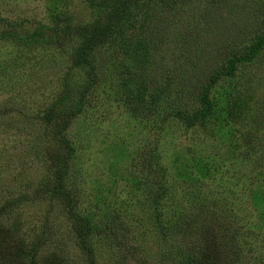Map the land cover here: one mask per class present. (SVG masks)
<instances>
[{
    "label": "rangeland",
    "instance_id": "374dc122",
    "mask_svg": "<svg viewBox=\"0 0 264 264\" xmlns=\"http://www.w3.org/2000/svg\"><path fill=\"white\" fill-rule=\"evenodd\" d=\"M119 1L0 0V227L37 264H84V221L93 264H183L208 224L220 262L264 264V0H129L88 85L62 31Z\"/></svg>",
    "mask_w": 264,
    "mask_h": 264
},
{
    "label": "trees",
    "instance_id": "16d2710c",
    "mask_svg": "<svg viewBox=\"0 0 264 264\" xmlns=\"http://www.w3.org/2000/svg\"><path fill=\"white\" fill-rule=\"evenodd\" d=\"M129 0H120L118 3H116V9L113 10L112 15H108L106 18V25L101 29V31H98L97 33H91V34H84L82 30H73L70 28H65L62 33L66 34L65 32H75L82 41L81 46L79 47L78 56L76 57V62L85 64L88 67L87 71V79H88V85L91 84L94 81V76L91 71V67L89 66L88 62L85 60L86 53L90 50H92L93 46L95 44L103 42L104 39H106L111 33H112V26L118 22V13H122L124 10H126V6L128 5ZM43 30L47 29L45 26H41ZM43 34V32H42ZM55 34V33H54ZM255 41L253 43V50L255 49ZM251 50V51H253ZM215 52H212L213 54L224 56L223 50H214ZM212 60H209L208 63H210ZM237 61L234 58H229L227 60V67L232 66V62ZM210 64H213L212 62ZM198 70H201L199 74V78L203 77L207 71H204L203 67L198 66ZM195 69V70H196ZM206 72V73H204ZM88 85L83 88L81 92L78 94L79 100L82 99L84 93L87 91ZM73 112H70L67 114L66 118L69 116H72ZM57 187L54 189L55 195H58L59 197H66L59 192L58 190V182ZM203 218V217H202ZM190 221V219H189ZM188 221V222H189ZM208 223V219H203V224ZM85 228H83L82 231L79 230L76 235V244L78 247V250L80 251L82 258L84 260V264H93V256L87 246L86 238L89 234V226L86 221L83 222ZM188 225H183V228H181V236L180 240L182 241V245L184 247V250H186V253L188 254V257L186 258V261L183 264H224V262H220L219 254L216 248V243L214 241V237L211 234V230H206L205 228L208 227V224L203 226L204 228H196L195 234L187 235L186 230ZM210 226V225H209ZM218 227L220 225L218 224ZM212 228V227H210ZM18 227L16 224L11 223L7 226L0 227V264H37L31 259L26 260L24 258V251L22 250V247L20 244H18V241L16 240V233H17ZM198 231V232H197ZM52 264H58L56 262H53Z\"/></svg>",
    "mask_w": 264,
    "mask_h": 264
}]
</instances>
